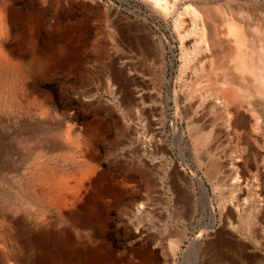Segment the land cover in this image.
Instances as JSON below:
<instances>
[{"label": "rangeland", "instance_id": "1", "mask_svg": "<svg viewBox=\"0 0 264 264\" xmlns=\"http://www.w3.org/2000/svg\"><path fill=\"white\" fill-rule=\"evenodd\" d=\"M188 4L264 17V0H0V264H264L263 161L233 168L250 185L222 213L232 168L205 174L245 152L206 105Z\"/></svg>", "mask_w": 264, "mask_h": 264}, {"label": "bare ground", "instance_id": "2", "mask_svg": "<svg viewBox=\"0 0 264 264\" xmlns=\"http://www.w3.org/2000/svg\"><path fill=\"white\" fill-rule=\"evenodd\" d=\"M147 1L151 2L156 7L172 12L179 0ZM183 12L189 14L190 21L193 23L196 36L195 42L200 45V48H208L209 50L206 59L208 67L214 70L211 72L209 78L219 82L208 87L205 91V93L212 96L206 105L209 106L210 109H213L215 113H220V116L223 115L222 125H224L225 127H223L227 130L225 132H227L228 136L232 135V138H237L240 141L238 142L240 144V149L245 152L242 155L227 159L229 161L228 165L231 168H235L238 167L237 165L250 166L258 164L260 161L264 163V158L262 157L263 152L259 150L258 146H254L259 139H262L261 136L258 135L256 106L263 105L264 107V17L240 14L239 19L242 18L246 21L242 24L234 20L235 18L231 17V15L219 7L196 8L191 4L186 5ZM219 19H222V28H219V26L215 24ZM178 23L179 21L177 20V24ZM2 34L3 21L0 12V36ZM225 37L226 40L223 39ZM225 41L227 44L224 46L222 43ZM257 61L258 65H256ZM174 131L178 133V137L181 136L177 125L174 127ZM213 131L214 130H212V132ZM200 139L204 140L202 138ZM73 143L77 146V142L73 141ZM220 163L219 155H216V157L209 162L207 169V176L209 178L217 173ZM258 167L260 168V166ZM243 174L244 173H242V175ZM236 176L237 171H233L231 179L234 181H232L233 185L231 188L238 191V194L236 197L231 196L227 201L221 203V213L226 210V208L227 210L230 209L229 206L236 209L243 203H241L242 200L238 195L241 192L243 193L246 187L248 189L250 184L247 178L243 176L238 178H243L242 181H244V185H242V183L238 184ZM260 199H262L263 205L264 195H262ZM262 215L263 214H261V216ZM222 216H224V213Z\"/></svg>", "mask_w": 264, "mask_h": 264}, {"label": "crops", "instance_id": "3", "mask_svg": "<svg viewBox=\"0 0 264 264\" xmlns=\"http://www.w3.org/2000/svg\"><path fill=\"white\" fill-rule=\"evenodd\" d=\"M135 78H136L135 76H132L131 79L133 80V79H135ZM225 166H228L229 170L231 169V167H230L229 165H226V164H225V165H222V166H221V165H218V171H217V173H216L217 176L219 175L218 177H221V176L224 177V176H226V175H225V169H224ZM239 166H240V165H239ZM241 167H242V170H243L242 172H243L244 174H248L249 172L252 173V174L254 173L253 170H252L253 165H250V166H242V165H241ZM207 169H208V166H207ZM207 169L205 170V174H206V175H208V173H207ZM231 170H232L231 172H233V168H232ZM206 177L209 179L208 176H206ZM206 177H205V178H206ZM245 178H247V177H245ZM263 178H264V177H263ZM263 178L261 177V179H260V183H259V184H260V187H261V189H262V193H264V180H263ZM247 180H248V182H249V179H248V178H247ZM249 184H250V183H249ZM247 191H248V190H247ZM262 193H261V194H262ZM245 210H246V209H245ZM247 211H248V210H246V212H247ZM256 212H257V215L260 214V217H257V215H256V216H254V219L256 220V222H259V221L261 220V217L264 216V205L259 206V208L257 207V208H256ZM261 214H263V215L261 216ZM259 218H260V219H259ZM258 219H259V220H258ZM240 220L243 221V219H241V218H240ZM227 233H228V232H227ZM259 237H260V236H259ZM259 237L254 236V239L257 240V241H260L261 243H263V242H264V235H262L260 238H259ZM263 244H264V243H263Z\"/></svg>", "mask_w": 264, "mask_h": 264}]
</instances>
